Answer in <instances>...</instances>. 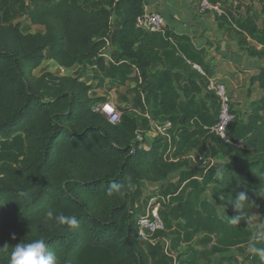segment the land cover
Listing matches in <instances>:
<instances>
[{"label": "trees", "instance_id": "trees-1", "mask_svg": "<svg viewBox=\"0 0 264 264\" xmlns=\"http://www.w3.org/2000/svg\"><path fill=\"white\" fill-rule=\"evenodd\" d=\"M142 11V0H0V264H9L16 244L37 238L45 239L58 264H170L161 243L165 231L173 249L200 236L194 245L202 250L186 252L192 263L231 248L244 251L252 220L232 226L218 210L237 215L228 197L239 191L253 204L249 215L264 222V198L255 195L264 185V68L251 78L262 95L244 115L233 110L225 143L204 130L218 109L193 68L201 52L172 47L170 33L137 28ZM18 15L38 30L24 28ZM112 15L120 18L113 30ZM105 39L112 62L101 56ZM163 59H169L166 68L152 73L151 65ZM49 60L80 68L58 75L46 70ZM87 67L120 86L135 83L131 108L117 123L94 111L106 98L90 96L92 86L78 72ZM151 121L170 122V139H148ZM191 152L216 165L192 163ZM174 173L177 180L168 181ZM113 182L131 187L123 195L110 192ZM154 198L165 230L151 244L139 236L138 218ZM48 209L75 216L78 226L48 220ZM229 260L222 256L217 264ZM243 261L264 264L250 252Z\"/></svg>", "mask_w": 264, "mask_h": 264}, {"label": "crops", "instance_id": "crops-1", "mask_svg": "<svg viewBox=\"0 0 264 264\" xmlns=\"http://www.w3.org/2000/svg\"><path fill=\"white\" fill-rule=\"evenodd\" d=\"M142 1L143 9L157 12L164 18L172 47L177 48L176 45L181 43L201 52L198 57L200 62L194 64L193 68L205 81L203 92L207 91L208 80L220 81L225 84L230 95L232 109L238 115L247 113L250 105L262 95L259 85L252 84L251 78L264 68V0H211L222 6L224 15L221 18L211 14H199L196 5L187 0ZM119 23L120 18L112 15L111 30ZM175 37L179 41L174 40ZM110 51L111 47L105 50L108 55ZM168 60L163 59L161 63L152 64L150 71L154 73L164 70ZM195 66L200 67L202 73ZM92 72L89 81H84V76L81 78L92 86L90 96L105 97L106 101H111L116 106L127 105V108H131L133 93L129 90L135 86L134 82L126 81L120 86L116 81L101 79L94 70ZM118 92L125 97V101L119 100ZM151 134L153 132L150 129L145 136L148 138ZM196 154L198 153L191 152L188 156ZM190 166L195 168V164ZM174 174L178 178V173ZM258 222L264 223L259 219ZM184 258L185 264H193L190 254Z\"/></svg>", "mask_w": 264, "mask_h": 264}, {"label": "built area", "instance_id": "built-area-1", "mask_svg": "<svg viewBox=\"0 0 264 264\" xmlns=\"http://www.w3.org/2000/svg\"><path fill=\"white\" fill-rule=\"evenodd\" d=\"M190 3L196 5L199 14H211L214 17L221 18L224 15V10L219 3L213 2L211 0H187ZM135 26L141 30L151 32V33H160L165 35L166 33V22L164 18L157 12L148 11L143 9L142 13L135 18ZM106 47L101 56L107 62H112V58L108 55L105 50L109 47L108 39H105ZM195 68L202 73L200 67L195 66ZM75 67L65 68L57 65L54 61L49 60L46 63V70L58 75H71L70 72H74ZM206 90L211 92L216 100L217 105V118L216 121L210 126H204V130L212 134L225 143L230 142L228 135V127L235 118V114L232 109V102L230 95L226 89L224 83L220 81L208 80L206 85ZM94 111L103 114L109 123L115 124L119 121L120 112L118 111L116 105L111 101H105L94 106ZM146 117H148L146 115ZM151 130L153 134H160L163 137L170 139L169 130L171 129L170 122H157L151 121ZM138 141H141L140 136L137 137ZM241 141L235 143L237 148L241 147ZM142 146V145H141ZM146 145L143 144V147ZM174 148L169 147L167 150L168 155H171ZM188 159L192 163L201 162L202 166H207L209 168L212 165H216V160L210 158H204L201 155L198 156H188ZM160 203L158 200L151 199L144 212L138 218V234L141 239L153 244L152 236L157 231H164V224L159 214ZM169 246V245H168ZM168 247L164 246V251L166 253ZM173 264H176L175 261H172Z\"/></svg>", "mask_w": 264, "mask_h": 264}, {"label": "clouds", "instance_id": "clouds-1", "mask_svg": "<svg viewBox=\"0 0 264 264\" xmlns=\"http://www.w3.org/2000/svg\"><path fill=\"white\" fill-rule=\"evenodd\" d=\"M129 187H131V184L126 185L113 182L109 191H115L123 195L124 190ZM255 195L264 198V185L260 184ZM228 204L233 207L237 215L227 218L224 216L223 207L219 209H222V218H224L229 225L237 226L242 219H247L251 222L252 219L256 218L254 214L249 215L248 210L252 208L253 204L246 191H239L234 198L229 195ZM46 217L50 221L54 220L58 225H64L69 228L78 226V221L75 216L65 215L63 213L57 214L53 209H48L46 211ZM251 232L252 234L247 249L250 253L264 261V246H258L264 245V223H258L255 228L251 229ZM15 238V234H12L11 239ZM9 264H58V258L54 252L49 250L45 239L37 238L31 240V242H20L16 244L10 253Z\"/></svg>", "mask_w": 264, "mask_h": 264}, {"label": "rangeland", "instance_id": "rangeland-1", "mask_svg": "<svg viewBox=\"0 0 264 264\" xmlns=\"http://www.w3.org/2000/svg\"><path fill=\"white\" fill-rule=\"evenodd\" d=\"M26 2L28 0H25ZM16 21H20L22 23V25L24 26V28L28 29L30 32H35L37 31L38 29L34 26H29L28 24V21L24 18V16L22 15H18L17 18H16ZM77 71V69H74V72H70L69 74L71 75H74V73ZM93 70L90 68H85L83 70H79L78 72H81L82 76H84L85 79H83L84 81H89L90 78H91V75L93 74L92 72ZM39 72H37V74H39ZM123 91V90H122ZM119 94L118 95H121V92H118ZM118 111L121 113L122 110H126L127 109V105L125 106H116ZM153 135L151 134L150 137H148V139H150ZM221 159H217V162H220ZM177 179V174H173L171 175V177L169 178L168 181H172V182H175ZM145 193L148 194L149 193V188L146 187L145 188ZM207 196L212 200V195H211V189L209 188L208 192L206 193ZM218 210H220L218 208ZM254 215L256 216L255 219H252V223H251V226L250 228L253 229L255 228L257 225H258V214L257 213H254ZM171 232H168V231H165V236L164 238L161 239V243L163 245V251H164V246H167L168 249L166 251L165 254H167V256H169L172 261L174 260L176 264H182L180 262H186V259H184V255H186V252H188V248H196L198 249L199 251L202 250L201 246H195V241L200 237V236H196L195 240L193 242H191V244L189 245H186V244H180L177 246L176 249H173L170 247V240L172 239L171 238ZM169 245V246H168ZM165 252V251H164ZM248 249L244 248V251H237L236 248H231L227 253L225 254H222V255H216V256H213L209 261H205L201 258H198L197 259V263H193V264H217L218 261L221 259L222 256L224 257H231L232 260H229L228 261V264H249L248 261H243V258L247 255L248 253ZM171 261L170 264H173V262Z\"/></svg>", "mask_w": 264, "mask_h": 264}]
</instances>
